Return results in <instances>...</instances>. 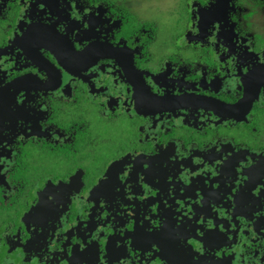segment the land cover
Wrapping results in <instances>:
<instances>
[{"label": "flooded vegetation", "instance_id": "flooded-vegetation-1", "mask_svg": "<svg viewBox=\"0 0 264 264\" xmlns=\"http://www.w3.org/2000/svg\"><path fill=\"white\" fill-rule=\"evenodd\" d=\"M0 264H264V0H0Z\"/></svg>", "mask_w": 264, "mask_h": 264}]
</instances>
